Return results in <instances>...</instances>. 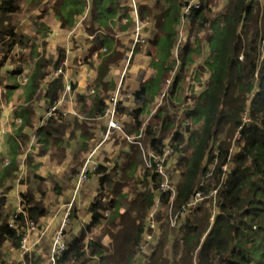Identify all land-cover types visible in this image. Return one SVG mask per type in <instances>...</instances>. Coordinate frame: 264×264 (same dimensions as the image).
Here are the masks:
<instances>
[{
    "label": "trees",
    "instance_id": "1",
    "mask_svg": "<svg viewBox=\"0 0 264 264\" xmlns=\"http://www.w3.org/2000/svg\"><path fill=\"white\" fill-rule=\"evenodd\" d=\"M42 1L31 0L29 4L36 8ZM71 1V6L63 2L56 11L58 16L66 17L65 21H72L71 15L80 14L84 7L80 0ZM210 2L212 0H199L198 6L191 8L193 24L199 21L201 27L205 26L208 21L205 13ZM159 3L156 2L150 13L164 31L152 39L158 42L160 35L164 34L166 42L162 50L168 53L175 43L174 19L179 17L183 2L165 0L163 5ZM118 6L117 0H97L96 22L116 15ZM140 9V16L144 19L145 10ZM19 10L17 0H0V53H7L0 59V69L19 42L15 25L9 19ZM212 27V52L205 62L211 75L206 89L194 97L193 108L185 113V120H190V123L185 121L184 126L182 123L177 127L170 108L160 107L141 132L149 152L158 158L164 156L165 142L169 137L168 145L174 153H180L178 183L174 188L159 191L163 179L155 171L154 158L152 167L137 176L134 168L137 167L139 146L130 142L132 153L126 165L121 168L114 165L113 173H109L105 165H99L95 170L100 178L99 188L108 186L115 197L104 205L100 193L95 195L90 205V221L66 242L56 264H140L138 254L147 231L158 232L159 238L151 251L146 249L147 256L142 264H264V3L259 0H231L221 22H213ZM102 52L99 79L103 78L116 57L115 51L110 54V48H103ZM61 60L56 61V69L62 68ZM46 62L42 58L36 61L31 84L27 86L30 100L47 75ZM171 63L168 59L156 61L159 74L137 90L136 97L140 99L147 95L153 83L160 84L163 75L172 70ZM185 64L184 58L182 66ZM179 80L178 77L173 87ZM5 86L9 88L11 85ZM63 90L62 75L54 77L45 92L50 106L56 105ZM95 101L94 115L103 114L106 108L103 98L97 96ZM142 110V107L133 110L135 128L139 131L143 123L139 119ZM21 111L25 123L35 114L34 108L29 106L21 107ZM160 123L161 128L157 129ZM193 123L198 125L196 129L191 127ZM61 124L50 122L40 127L39 134L45 147L51 140L50 134L61 131ZM21 130L11 137L14 157L2 168L0 185L20 169L17 155L22 150L18 140L23 137ZM132 181L135 187L144 185L146 191H137L129 198L122 189ZM213 191L216 195L210 198ZM197 193L203 200L198 205L192 204ZM21 195L24 211L14 215L11 223L3 213L7 199L0 197V251L4 242L10 249L20 248L25 222L29 219L38 222L48 213L46 206L32 194L21 192ZM125 199H130L127 209H121ZM157 201L171 205L172 213L165 217L158 212L154 217L155 227L150 228L148 216ZM105 209H112L113 213L105 217L101 212ZM184 213L187 214L185 221L177 225L179 216ZM172 215L176 219L174 226L170 223ZM102 221L106 227L104 234L111 239L110 246L102 238H87L91 228ZM96 256L98 260L94 261L92 258ZM0 264H6L1 252Z\"/></svg>",
    "mask_w": 264,
    "mask_h": 264
},
{
    "label": "rangeland",
    "instance_id": "2",
    "mask_svg": "<svg viewBox=\"0 0 264 264\" xmlns=\"http://www.w3.org/2000/svg\"><path fill=\"white\" fill-rule=\"evenodd\" d=\"M156 1L157 3H159L160 1L159 4L163 5L165 0H156ZM181 1L183 2V6L180 10L179 17L175 19L173 18L175 21L173 28L175 30L176 37L173 48L170 49L171 51L165 53L162 50L166 42V37L164 34H161L159 41L155 42L152 39L153 36L149 35L150 33H148L150 28H148L145 20L140 21V26H141L140 38L144 40V43L140 41L135 42L136 35L134 42H132L130 45L119 43V47H122L123 50L128 54L127 58L124 61L123 74H120V76H115V78L117 79L119 78L118 81L116 80L114 81L113 78L111 79L112 83L111 82L108 83L112 85V87L110 88L111 92L102 93L101 92L102 87L98 89V93L105 95L106 99L108 100L106 104V108L110 105L114 97L117 100L115 120L119 124V128L111 130L109 135L110 137L109 139H112L111 142L115 141L116 143L117 142L121 143L123 147V145L130 143V141L127 138L129 136V137H134L135 139L134 141H139L141 143L140 145L136 143L139 146V150H138L139 156L137 158V162H139L140 172L139 171L136 172L137 176L139 177L143 173V171L146 168H148L146 166V159L148 158V154L151 153L149 152L147 144L145 145V143L143 142L144 135L139 136L140 133L143 131V128H141L139 131L135 129L134 123L129 125L125 122L126 121L125 119L128 117L126 115L132 114L136 106L139 105L134 103L136 99L133 94L134 90L139 88V85L143 84L144 82H146V84L150 83L151 79L154 78L156 61L163 62L164 59L170 60L172 62L171 63L172 70L167 71L163 75L160 84L153 83L150 89V93L151 92L153 93V97L152 98L148 97V100H145V103L144 102L142 103L145 108L144 111H146V115H145L146 119L144 121V124H147L150 121L152 114H154L160 107L170 108V114L172 113V115H175V119L177 121L176 124L177 127L179 124L182 123L184 126V124H186L185 121L190 123V120H185L186 119L185 113L186 111L190 110V108H193L195 104L194 97H196L203 90L206 89L211 75L210 70L206 67L205 62L208 59L210 53L212 52V47L210 45V37L214 32L212 23L217 22V24H219L221 22L222 14L227 10L229 6V2L231 0H212V2H210L208 10L205 13L208 21H206L205 26L203 27H201L200 24H198L199 21L193 24L192 20H190L192 17L190 15L191 8L193 6H197L199 4V0H181ZM17 2L19 3L20 10L17 13V15L16 14L12 15L10 16L9 19L10 21L12 20L11 22L13 23L15 22L19 23V26L17 27L19 42L17 46H15L10 51L8 58L4 63V66H2V68L0 69V127L4 123V121H6L4 120L6 119L5 117L9 116L11 111H13V109L16 110L17 115L22 118L21 102L23 101L17 100L15 96V102L13 104L11 103L10 105L9 101L11 102L12 100H14V97H12V93H11L12 89H8L7 87L6 89L7 93L4 91V88L6 87L5 85L13 84V85H17V89L19 88L20 90L21 89L25 90V88L27 89L26 85L27 86L29 85L31 79V76L27 74L28 75L27 82L26 84H24V86H21L19 82L20 76L18 75V73L17 72L12 73L10 71L11 66L13 67L14 64L17 65L19 59L22 60L21 57L20 58L14 57V55H16L17 53L22 54V52L20 50L18 52L17 49L22 47L21 45L25 44L23 39L24 36L21 35L22 32H21L20 20L22 21L26 18L31 19L33 23V29L36 30L37 27H35L34 24H37L42 21V17L44 14L43 8H47L44 5H41L40 7L38 6L37 13H34L32 11L33 8L26 0H17ZM259 2L264 3V0H259ZM35 20L37 21V23L35 22ZM160 20L162 21V18H160ZM160 25L161 24L159 22L158 23L159 34L161 30L164 31V27H161L160 29ZM35 36L36 34H33L32 37ZM34 40L35 39H33V41ZM262 49L264 51V43L262 45ZM185 51L186 54L183 53ZM140 52L144 53L143 54L144 57L138 55ZM155 53H156V58H155ZM5 54H7L5 51L0 53L1 55L0 59H2L5 56ZM92 54L93 53H90L88 56L92 58L93 56ZM183 57L186 60V64L184 65V67L182 66V59H184ZM154 58L156 61H154ZM91 61H89V63ZM114 61L115 58L113 62ZM118 61L119 59L116 61V63H118ZM138 62H140L141 65H137ZM46 63H49L48 66L52 67L53 70L56 69V67L54 66L56 61L54 62L52 60H48ZM62 69H63V73L61 75L64 76L65 70L64 68ZM48 76L49 75H46V77H44L43 79L47 78ZM178 77L180 78V80L173 87ZM98 82H99L98 86H105V84H103L101 81L98 80ZM41 83L42 81L40 82V85L37 88V90L33 93L32 95L33 100L29 104V107L34 108L35 114L31 115L30 121L28 123H25V121L23 120L24 118H22V124L18 126L16 129L14 126L12 128H13V133L15 134L20 128H22L21 134L23 137H21V139L18 138L19 142L22 145V149L26 147L25 146L26 144L28 145L30 143L29 145L32 149H37L38 147H40L39 153L44 154L45 151L43 149L45 146L41 145L42 137L39 134L41 129L40 127L42 126L45 127L50 122L54 124L62 123L61 131L50 134L51 138L55 136L54 138L57 140L62 138L64 133L65 134L69 133L72 135L71 131L73 129L72 127L73 125L71 121H69V118L67 119V116L65 117L64 114H62V112L59 111L58 108L56 112L54 111L51 113V115H48L49 112L51 111V108L50 105L46 102V97H45L46 88L43 87ZM67 87L65 90L66 92H69L70 90ZM63 93L64 91L60 93L59 100L63 96ZM29 98L31 99V97ZM245 116L246 115H244V117ZM91 118L92 117L87 114V119L84 118V120H81V118L79 117L77 119L82 121L83 126L86 127L87 130L90 131L91 129L93 130L95 129L98 132L101 130L102 133H100L99 135L101 134L103 135L106 130V126L104 122L103 121L97 122L96 120H93ZM197 126L198 125L196 123L191 124L192 128L196 129ZM160 128H161V123L158 125L157 129ZM90 136H92V138H95L94 143L96 142V144H99L100 138L98 139L97 132L96 134L95 132H92ZM168 142H169V137L167 138L165 143L168 144ZM51 143L55 144L54 139L53 142L51 141ZM5 145L7 144L5 143ZM7 147L10 148L9 145H7ZM52 147L56 150L55 145H52ZM143 147H145V157H144ZM179 157H180V153L178 154L174 153L173 155L167 157L166 162H164L163 167L166 175H164L162 179L170 188H174L180 179L181 168H179V165L177 164ZM163 158L165 157L163 156ZM156 159H158L157 156L156 158H154V160ZM111 160H114V158H112ZM23 164H25V162ZM113 170H114V166H107V171L109 173H113ZM34 176H38V175L36 174L33 175L32 172L26 175V171L23 166V169L21 168V171L20 170L16 171L15 174L9 176L8 179H6V181H4L2 185H0V197L5 196L7 199V205L4 207L3 213L5 214L7 220L10 223L14 222L13 221L14 215L24 211L25 204L23 202V196L21 195V192L26 194L29 193L32 194V196H34V198L38 202H41L44 206H46L48 210V213L44 217L39 218L40 220L38 222H35L36 227L33 234L30 237V242H29L31 249L30 252H24L21 250V248L10 249L9 245L6 242H4L0 252H1V257L6 260V264H51L50 254L53 247V242L55 237L54 235L62 226V220L66 209L70 208L71 204L73 203L70 212L72 223H70L71 225L69 224L70 226L67 225L69 226L68 228H65L66 226L63 228V230H65V232H63V240L65 242H68V240L71 239L72 236L76 234L85 223L89 222L92 216L90 205L93 199L90 198L80 199L79 194H77L76 190L74 191V196L76 195L75 197L69 196L68 198L58 199V196H60L59 194L62 193L57 191L59 190V188L55 187L49 190V187L46 186L47 183L43 182L44 179L39 180ZM38 177L40 178L41 176ZM24 181H26V184L24 183ZM97 184H98V180L96 178H93L92 180H89L86 185L87 187H91ZM19 185L23 186L22 190L19 189ZM99 189L100 188H98L96 192H98L97 194L100 193L102 203L104 205L105 204L107 205L109 199H111L112 197L114 198L115 195L113 196L109 192L110 188H108V186L106 185L102 189H100V191ZM122 190H123L122 193H125L127 194V196H129V198H132L137 191L138 192L146 191V188L142 184H139L135 187V182L132 181L129 182ZM214 195H216L215 191L211 192L209 196L210 198H212L214 197ZM129 200L130 199L124 200L125 201L124 208L122 207L121 209H127ZM202 200L203 197H201V199H198L195 202V204L198 205L199 203L202 202ZM83 202H85V204L82 205ZM170 207L171 205H164L161 203V201L160 203L157 201V204H155V208L152 210L151 214H154L155 217V215L158 216V212H159L160 216L163 215L166 217V215L172 213ZM25 212L27 213L28 211L26 210ZM101 212L105 217H108L111 212L113 213L112 209L101 210ZM150 215L148 216L149 223H151ZM186 216H187L186 213L180 215L177 225L183 223L186 219L185 218ZM55 221H58L57 226H55L53 230L52 229L50 230V224L53 226ZM175 221L176 219L172 215V218L170 219V223H172L171 226H174ZM29 222L30 219L27 222H25V231L28 228ZM104 224L105 221H102L101 224L92 227L91 232L88 233L87 235V238L89 240L90 239L98 240L102 238L103 242H105L107 245L110 246L111 239L108 234H104L105 233L104 230L106 228L104 227ZM157 224H158V220H157ZM149 234L152 235V238L147 242L144 241V244H146V246L144 247L145 250L141 249V251H139L138 254V258H140L139 260L140 264L144 262L147 256L146 249L151 251L154 248V245L159 238L158 232L155 231L153 233L151 231L150 232L147 231L144 237ZM173 239H171V242H173ZM97 257L98 256L93 257L92 259H94V261H97L98 260Z\"/></svg>",
    "mask_w": 264,
    "mask_h": 264
},
{
    "label": "crops",
    "instance_id": "3",
    "mask_svg": "<svg viewBox=\"0 0 264 264\" xmlns=\"http://www.w3.org/2000/svg\"><path fill=\"white\" fill-rule=\"evenodd\" d=\"M26 1L30 2L31 0ZM80 1L83 2L84 6L82 12L78 15L77 13L71 15L72 21H65L66 17L63 18L62 15L58 16L56 14L57 9H59L63 2L64 4L65 2H68V6H71V0L42 1L41 3L46 5L47 10H43L44 14L41 22L38 21L39 23H37L35 20L37 23L34 24V26L37 27L36 30L33 29L31 19L26 18L22 21L20 20L21 35L24 36L23 39L25 44L21 45L22 47L18 49L16 47L17 51L19 52L20 50L22 54L17 53L14 57H21L22 60L19 59L17 65L14 64V66H11L10 69L12 73L17 72L19 76H28L27 74L32 76L35 71L36 60L38 61L42 58L46 61L52 60L55 62L62 59L61 67L65 70V75L62 76L64 82V93L56 105L59 111H61L62 114H64L65 117L67 116V119L69 118V121H71L73 125V129L71 131L72 135L64 133L62 138L57 140L54 138L55 136H53L49 143L46 144V147H44V154L39 153L40 147L32 149L29 143L28 145L26 144V147H24L19 155H17L18 163H22L20 164L19 170L21 171V168L23 169L24 166L26 175L32 172L33 175L36 174L43 177L39 178L38 176H34L39 180L44 179L43 182L47 183L46 186L49 187V190L55 187L59 188L57 191L62 192L59 194L62 197L58 196V199L74 196L78 178L83 167L87 168V179L79 186L77 194H79L80 199H93L97 194L96 191L100 185L99 175L95 173L96 168L99 165L114 166L116 164H118L121 168L129 161V156L132 153L130 152L131 148L129 143L123 145L122 147L121 143H116L115 141L111 142L112 139H109L110 134L106 137V132L103 135H99L102 133L101 130L99 132L95 129H91L92 131H89L83 126L82 121L77 118L79 117L81 120H84V118L87 119L88 114L92 117L91 119L96 120L97 122L103 121L107 130L108 122L107 119L103 117L104 113L98 114L97 116L94 115L96 103L95 99L97 96L99 98H103L106 105L108 100L105 95L98 93V89L102 87V93L111 92L110 88L112 85L108 83H112L111 79L113 78L114 81H118L119 78L117 79L115 76L123 74L124 61L128 54L122 47H119V43L130 45L134 42V30L137 19L140 21L145 20L148 28H150L148 32L150 33L149 35L154 37L159 33L158 24L156 20L151 17L152 14L150 13L151 9L155 7L157 2L156 0H117L119 6L117 8L116 15L109 19L102 20L101 22H96L95 19V15H97L98 12L96 8L97 0ZM140 8H144L145 10L143 11L145 17L144 19L140 16ZM146 8L148 10L147 13ZM33 9L32 11L37 13L38 6ZM11 23L15 25V32H17L19 23ZM33 34H36V36L32 37ZM33 39L35 40L33 41ZM17 44L15 46H17ZM103 48H110L111 55L115 51L116 57L115 61L109 65V72L107 71L103 78L99 79L98 69L102 62ZM90 53H93L92 58L88 56ZM143 54L144 53L140 52L138 55L144 57ZM155 58L154 61H156ZM118 59L119 61L116 63ZM89 61L91 62L89 63ZM46 65L47 75L49 76L43 79L41 83L43 87L46 88L45 90H47L52 79L55 77L54 72L56 70H53L52 67L48 66L49 63H46ZM137 65H141V63L138 62ZM157 67L158 66L156 65L154 78H156L159 74ZM98 80L105 84V86H98ZM68 84L71 85V90L66 92L65 89ZM145 84L146 82L140 84L139 88L135 89L133 92L134 97L136 98L134 103L139 104L135 109L141 107L143 109L139 115V119H142L143 122L141 127L143 129L144 125H146L144 124L146 111H144L145 108L142 103H145V100H148V97L152 98L153 93H150V90H148L149 92L147 91V95H143L142 98H138L137 100L135 92ZM10 85L11 86L8 89H12L11 93L12 97H14V100L11 102L9 101L10 105L15 102L16 96L17 100L23 101L21 102V107L26 108L29 106L33 99L30 100L27 96L28 88H25V90H20L18 88V90L17 85ZM21 86H24V84H21ZM6 89L7 87L4 88L5 92ZM46 102L48 103L47 98ZM126 116H128L125 119L127 124H135V116L133 113L127 114ZM5 118L6 119L4 120L6 121H4L0 127V170H2L3 166L8 164L14 157L11 152V137L15 135L12 127L14 126L16 129L22 124V118L17 115V111L14 109L11 111L10 115ZM16 119H20L21 122H15ZM92 132H95V134L97 132L98 139L100 138L99 144H96V142L94 143L95 138L90 136ZM53 139L55 144L51 143V141L53 142ZM5 143L9 145L10 148H8ZM41 145L45 146L43 142ZM52 145H55L57 151L52 147ZM112 158H114V160H111ZM23 159L25 164H23ZM134 169L135 173L139 171V162H137V167ZM93 178L98 180V184L87 187V182ZM24 183L26 184V181H24ZM22 188L23 186L19 185V189L22 190ZM83 204H85V202H83L82 205ZM57 223L58 221H55L53 226L50 224V230H53L55 226H57ZM69 226H66L65 228H68ZM138 259L140 260V258Z\"/></svg>",
    "mask_w": 264,
    "mask_h": 264
},
{
    "label": "built area",
    "instance_id": "4",
    "mask_svg": "<svg viewBox=\"0 0 264 264\" xmlns=\"http://www.w3.org/2000/svg\"><path fill=\"white\" fill-rule=\"evenodd\" d=\"M198 6V5H197ZM134 9H135V6H134ZM140 29H141V26H140V20L137 19L136 21V25H135V30H134V40H135V35H136V40L135 42H142L144 43V40L142 38H140ZM138 39H141V40H138ZM63 73V69L62 68H58L56 69V71L54 72V76L55 77H58L60 76L61 74ZM19 82L21 84H26L27 82V76L25 75H22L19 77ZM69 90H71V85L68 84V87ZM116 105H117V100L116 98L114 97L112 99V102L110 103V105L105 108V111H104V114H103V117L107 119V130L105 131L106 132V137L110 134L111 130L113 129H118L119 128V124L117 123V121L115 120V111H116ZM51 108V111L49 112L48 115H51L52 112H56L57 111V105H53V106H50ZM15 122H21L20 119H16ZM105 134V133H104ZM142 133H140L139 136H141ZM128 140L132 143H137V144H141L139 141H134V137H127ZM144 148V157H145V147ZM151 154H148V158L146 159V166L148 168H151L152 167V159L151 158H156V156L154 154H152V152H150ZM174 154V149L170 146V145H166L165 149H164V157L165 158H158L156 159V166H155V171L157 173L160 174V176H163L166 175V173L164 172V162H166V158L173 155ZM87 179V168L86 167H83L80 175H79V178H78V182H77V188H76V191H78L79 189V186ZM169 188V186H167V184L164 182L161 183L160 185V188H159V191H165ZM198 199H201L200 197V193H197L196 195V198L195 200L193 201L192 204H195V202L198 200ZM72 205L73 203L71 204V207L66 209L65 211V214L63 216V220H62V226L61 228L55 233V237H54V242H53V247H52V251H51V257H50V260H51V264H56V258L57 256L66 248V242L63 240V228L67 225H69L71 223V216H70V212H71V208H72ZM150 219H151V223H149V227L150 228H154L155 227V221H154V214H151L150 215ZM35 222L33 221H30L29 222V225H28V228L26 229L23 237H22V240H21V250L24 251V252H30V237L31 235L33 234L34 230H35ZM152 238V235H147L144 237V241L147 242L148 240H150ZM146 246V244L143 245L142 249H144V247Z\"/></svg>",
    "mask_w": 264,
    "mask_h": 264
}]
</instances>
